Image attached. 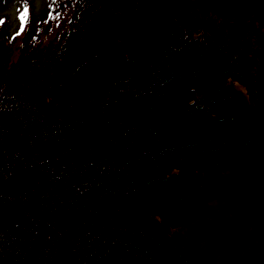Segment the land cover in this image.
<instances>
[{"label":"trees","instance_id":"1","mask_svg":"<svg viewBox=\"0 0 264 264\" xmlns=\"http://www.w3.org/2000/svg\"><path fill=\"white\" fill-rule=\"evenodd\" d=\"M56 4L0 28V264H196L172 231L264 150V0Z\"/></svg>","mask_w":264,"mask_h":264},{"label":"rangeland","instance_id":"2","mask_svg":"<svg viewBox=\"0 0 264 264\" xmlns=\"http://www.w3.org/2000/svg\"><path fill=\"white\" fill-rule=\"evenodd\" d=\"M53 1H3L0 28L8 23L9 38L24 33L30 20L42 21L60 11ZM26 3L31 6L25 7ZM230 91L239 103H247L246 90L238 83H231ZM244 155L254 164L236 178L239 188L251 195L248 206L226 198L212 201L206 217L171 233L197 264H264V151H244Z\"/></svg>","mask_w":264,"mask_h":264},{"label":"bare ground","instance_id":"3","mask_svg":"<svg viewBox=\"0 0 264 264\" xmlns=\"http://www.w3.org/2000/svg\"><path fill=\"white\" fill-rule=\"evenodd\" d=\"M230 93H231V91H230ZM234 96V95H233ZM235 97V96H234ZM235 99L238 101V99L235 97ZM221 116H223L222 114H220ZM220 115H218V116H220ZM218 116H217V118H218ZM220 120V119H219ZM224 120V116H223V119L222 120H220V121H223ZM245 151H248V150H245ZM252 151V150H251ZM262 151H264V150H262ZM249 169V168H248ZM247 169V170H248ZM246 170V171H247ZM245 171V172H246ZM242 173H244V172H242ZM233 175L231 176L232 178H235L236 180H237V175H239V174H241V173H239V174H236V173H232ZM225 178H226V176H225ZM238 182V181H237ZM238 184V183H237ZM239 186V185H238ZM241 189V188H240ZM242 190V189H241ZM243 191V190H242ZM244 192V191H243ZM221 198H226V199H228V200H230L227 196H222ZM221 198H219V199H221ZM219 199H216V200H219ZM212 201H215V200H212ZM212 201H210V202H212ZM232 201V200H231ZM209 202V203H210ZM235 202H237V201H235ZM209 203H208V208H209ZM238 203V202H237ZM240 204V203H239ZM245 206H248L247 205V202H246V204H244ZM244 206V207H245ZM208 213H209V211H208ZM208 215V214H207ZM206 217V216H205ZM180 228V227H179ZM179 243V242H178ZM180 244V243H179ZM182 246H183V244H181ZM183 248H184V246H183ZM187 253V252H186ZM188 254V253H187ZM189 255V254H188ZM190 257H192L191 255H189ZM193 258V257H192ZM194 260V259H193ZM195 261V260H194ZM196 263V262H195ZM197 264V263H196Z\"/></svg>","mask_w":264,"mask_h":264},{"label":"water","instance_id":"4","mask_svg":"<svg viewBox=\"0 0 264 264\" xmlns=\"http://www.w3.org/2000/svg\"><path fill=\"white\" fill-rule=\"evenodd\" d=\"M218 119L222 120V119H223V116H221V115H220V116H218Z\"/></svg>","mask_w":264,"mask_h":264}]
</instances>
